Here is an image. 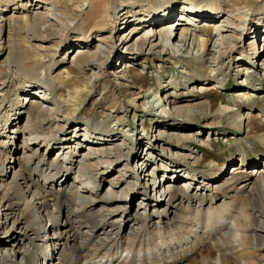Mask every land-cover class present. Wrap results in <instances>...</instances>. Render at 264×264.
I'll return each instance as SVG.
<instances>
[{"label":"bare ground","instance_id":"1","mask_svg":"<svg viewBox=\"0 0 264 264\" xmlns=\"http://www.w3.org/2000/svg\"><path fill=\"white\" fill-rule=\"evenodd\" d=\"M262 1L0 0V96L4 100L0 124L8 131L0 140V231L10 234L6 247L12 252L5 256L1 252L0 264H40L41 260L43 264L46 260L50 264H264V160L260 156L264 155V132L258 135L252 168L249 159L254 157L241 145L240 157L234 153L227 159H208L209 168L202 170L205 156L196 145L209 146L210 133L204 139V132L179 123V119L207 121L213 105L207 95L223 84L221 64L234 59L235 52L240 51L242 65L264 69V46L257 44L264 27ZM9 3L16 6L11 15ZM180 5L182 11H178ZM18 9L23 12L17 14ZM203 17L213 23L207 26L201 21L200 27L197 21ZM134 21L148 22L153 31L142 37L139 53L151 58L168 55L186 63L181 70L184 93H206V98L183 103L175 91L164 95L168 85L160 95V91L143 92L134 81L127 85L117 78L113 87L107 84L102 89L112 109L120 105L136 117L145 104L138 101L146 99V108L158 110H152L155 115L171 114L172 122L157 121L148 129L143 121L142 131L132 130L131 141L129 133L120 137L109 132L112 123L89 120L79 127L77 119L65 121L68 116L76 118L81 100L93 85L75 90V107L62 93L57 95L52 76L57 51L67 49L62 59L71 64L69 71L76 77L95 63L101 70L108 69L106 44L112 38L103 34ZM138 29L135 25L131 32ZM74 32L76 37L69 42ZM126 40H119L115 48ZM66 42L69 45L64 49ZM199 60H205L209 73L193 74L194 62ZM250 72L242 71L247 80ZM106 73L104 69L100 76ZM124 77H132L129 65ZM241 83L248 82L241 79ZM246 92L239 91L237 97L241 99ZM254 109V104L243 102L230 114L240 126L251 122ZM261 125L258 132L264 131ZM84 126L83 141L76 139L78 145L87 142L86 152L75 163L79 172L90 177V187L80 179L77 182L79 175L68 182L69 166L41 152L43 147L67 150L71 138L65 136ZM20 136L22 153L16 155ZM140 136L149 137L145 149ZM75 149L69 150L66 161L76 157ZM156 160L162 161L161 166L154 164ZM113 166L117 174L108 179L102 194L105 171ZM160 173L163 177L158 179ZM134 192H140L138 205L144 210H128ZM117 213L121 221L113 219ZM57 245L61 247L54 255L51 247ZM19 252L21 262L13 258Z\"/></svg>","mask_w":264,"mask_h":264},{"label":"rangeland","instance_id":"2","mask_svg":"<svg viewBox=\"0 0 264 264\" xmlns=\"http://www.w3.org/2000/svg\"><path fill=\"white\" fill-rule=\"evenodd\" d=\"M262 4H264V0L262 1ZM7 5H8L7 8H9V12H10L9 15H11L12 12L15 11L16 6H14V3L13 4L9 3ZM181 6L182 5L179 6L178 11H182ZM137 7L138 5H135L134 8H137ZM21 12H23L22 9H18V11L16 10L17 14H20ZM180 15L181 13L179 14L178 17L175 16V19L179 20ZM198 20H200V21H197L200 24L199 23L197 24H199L200 27L203 24H206L207 26H209L211 25V23H213V22H210L209 20L206 21L204 17ZM201 21L205 23L202 24ZM135 25L137 27H140V29H138V31L134 34L131 32V30H132V27ZM249 26L255 27L254 25H251V24ZM180 27L183 28V26H180ZM117 29L118 27L116 28L115 26L113 28L112 33L111 31H108V33L103 34V36L111 35V38H112V41L106 44L107 52H109V58L107 61L109 68L108 69L107 67L104 68L105 70H107L106 74L100 76V73L103 72L104 69L101 70L102 67L100 68L99 64L95 63L92 67L88 68L85 72L78 74V77H76L75 74L71 75L69 71V69L71 68L70 67L71 64L67 62V59H62V57L65 55V51L67 50L66 48L69 45L66 42V45L64 46V49L66 50H63V47H61L57 51L54 57L57 60V65L53 67L52 76L54 78V87H56V90H57L56 94L60 96L62 93V96L66 100L69 101L70 107H75V104L77 103L76 102L77 99L75 97V90H77V88L84 89L87 86V88L91 89L93 85L92 92H90L88 96H85L86 98L84 97L81 100L82 102L79 105V109L76 112L77 113L76 118H73L72 116H68L65 118V121H70V123H73L75 119H77L79 120V121H76L77 124H79L78 125L79 127H81L82 124H87L89 120H92V122H95V121L102 122L103 121L105 122V124L112 123L113 130L109 132L119 135L120 137H123L124 135H127V133H129L131 136L130 140L133 141L132 140V137H133L132 130L136 129V131L137 130L142 131L144 128L143 121H146V125H148V129H149V128H152L153 124L156 123L157 121L158 123H161V121L168 122V123L172 122L173 116L171 114H168V116H166L164 115V113H156L155 115V112H157L158 110L156 111L155 109H152L155 111L154 112L152 110H149V108H146L145 107L147 106L146 99L145 100L140 99L138 101L139 105H141L142 103H145V104L142 107H139L138 113H137L138 115L136 117H134L133 112L126 113L124 109L120 107V105L117 108L112 109L113 105L109 103L107 99V95L102 94V89L107 84L113 87L115 82L117 81V78L118 79L120 78L118 80L119 82H124L127 85H130L132 84L131 82L134 81L137 86L142 87L143 92H152L153 90H155V91H160V95H163L162 94L163 86L168 85V88L163 92L164 95L166 94L167 91L170 93L171 91L172 92L175 91V97H179L181 102L183 103L189 102L193 98H197L199 96H204V98H206V93H204V95H201L202 93H199L197 91H194L192 94H189V95L184 93L185 92V90H183L184 77L182 75L183 73L181 72V70L185 69L184 67H186L185 66L186 63L184 64L178 61V59H176L175 57H171L168 55L164 56L163 58H160L157 56H153L151 58V55H145L144 53L143 54L139 53L138 45L142 37H147V36L149 37L150 35L153 34L152 27L148 22L134 21L133 23H129L128 25H126L124 29H119V31H117ZM246 31L247 29L245 30V32ZM260 32H261L260 40L257 42V44H258V47L262 48L264 46V42H263L264 27L263 29L260 30ZM177 33L179 37L180 31L178 30ZM200 33H203V30ZM76 34L77 33L75 32L73 34H69L70 38L68 41L70 42V40L75 38ZM238 34L240 33L238 32ZM245 35L246 33H244L243 36ZM98 36L96 35V37ZM124 36L125 38H127L126 41L128 42L123 44L121 47L117 46L115 48L119 40L125 39L123 38ZM95 43L97 42H94L91 44L93 45ZM73 49H75V47ZM262 51L264 52V48L262 49ZM233 55H234L233 56L234 59H231L230 62H228V59H225L226 62L221 64L222 66L220 69V73H221L220 75L223 77V80H224L223 84L215 87V89L211 91L210 94L207 95L208 98H210L213 101V105L211 107V110H212L211 115L207 118V121L203 120L205 125L202 122H196L192 120L185 121V120L179 119L180 124L190 126L191 129H195L196 131L197 130L202 131V134L204 132V134L202 135L204 139H206L208 133H210V137L208 140V142L210 143L209 146L196 145L197 149L199 148L198 152H200L202 149V151L200 152V155L204 154L205 156V162L200 166V169L202 170H207L209 168V166H207L208 159H209L208 162L209 161L213 162L216 159L220 160L221 158L227 159V157L230 154L233 155L234 153L236 154V155L234 154L236 158L240 157L237 155V153H239L237 151L241 145H243L245 149H247L248 155L252 154L251 156L254 157L253 150L257 151L259 149L258 135L264 132V131H261V132L257 131V126H260V124L264 125V69L257 68V67L256 68L251 67L250 65H247V66L242 65L243 59H238L240 57V51H238L237 53L235 52ZM146 56L148 59L145 58ZM70 59H71V56H70ZM236 61L238 63H235ZM206 64L207 63L205 62V60H199V61L194 62V66H193L194 68H192L193 74L197 75V73L199 72L204 73V74L209 73L208 69H204ZM126 65L130 66L132 77H128V78L124 77V69L126 68ZM240 67L242 68V70ZM244 69L251 70L250 74H252V77L248 78V80L246 78L247 73L244 75L242 74V71ZM87 75L92 77L90 79L91 82H89L90 80L87 79ZM241 79H243L244 81H247L248 83H241ZM75 80L80 82L78 86L75 85V82H77ZM171 80H173L174 83H172ZM209 82L213 83L214 81L211 79ZM176 83L178 85L177 88H180L181 90L177 88L175 89ZM73 85L75 87H73ZM239 91H244V92L247 91L246 93L248 94H246L245 96H241L242 98L239 99L237 97ZM181 96H187V97L181 98ZM3 101L4 100L0 96V105L1 103H3ZM243 102L246 104L247 103L254 104L255 109H254V112L251 114V122H248V120H246L243 123V125L239 126V124L237 123L235 124L233 118L231 117L232 115L230 113L235 112ZM122 104L124 106L127 105V100L126 99L122 100ZM224 106H226L227 108H224ZM227 109L229 110L227 111ZM222 110L225 112H223ZM23 120L21 119V121ZM210 121H213L212 125H209L207 123ZM85 128L86 126L82 128V131L76 130V134L72 132L68 136H65V137L71 138L69 148L67 150L63 151L62 149L58 147H55V148L52 147L51 150H46L47 148L43 147L41 152L44 155H46V157L49 160L57 158L63 164H67L69 166L70 173H69L68 182H71V180L74 181V179L78 177L79 175V178H77L78 179L77 182H79V179H80L85 183V185L90 187L93 185L90 177L86 175L84 176L83 173L79 172V169H78L79 167L77 163H75V159L79 160L80 157L82 158V154L86 152L85 146L87 145V142H84L83 144H81L80 142L79 145L77 144V142L83 141L84 137H82L81 132L84 133L83 130ZM88 128L91 131H94L93 128H90V127ZM72 129H74V126H72ZM0 131L3 132V133H0V140H1V138L4 139V136H7L8 131H5L4 126H2L1 124H0ZM76 138L77 139L80 138V140L78 141ZM89 138L90 137H88V139ZM148 138L149 137H146V136H142V137L140 136V139L142 141L141 146H143L144 149L147 145V141H149ZM58 142H59L58 140H55L54 144H56L57 146L59 145ZM16 145L19 150L16 153V155H21L22 153V150H21L22 149L21 147L22 137L21 136L16 141ZM71 149L73 150L75 149L76 152L78 153H76V157H74V159L72 158L71 160V158H69V160L66 161L65 156L67 154H70L69 150ZM260 156L262 157V160H264L263 159L264 155L263 156L260 155ZM124 158L125 157H123L122 159ZM249 161H250V168H252L254 166L256 158L254 157L253 161L249 159ZM158 162L156 160L154 164L161 166L162 161L160 160ZM232 163H229L227 167L230 170L232 169L231 168ZM154 164H152V166ZM178 165L180 164H177L174 166L177 167ZM17 168L18 166L16 165V169ZM115 168L116 166H113L112 168L105 171L107 173L105 175L106 180L104 181V186L102 187V190H101L102 194L107 190L108 179L112 177L113 175L117 174L116 173L117 168L116 169ZM162 175L160 173V175L158 176V179H161ZM185 179H186L185 177H183L182 180L180 179V183H182ZM148 188L150 189L149 191L151 192V194H153L154 191H151L152 187H148ZM130 195L131 197L129 199V209L128 210L131 209L130 212H135L136 210H138V208H141V210H144L145 208L139 207L138 205L139 203L138 200L141 199L140 192L139 193L134 192V193H131ZM148 210H152V206H148ZM120 217L121 216L118 213L113 215V219H119L121 221ZM128 227L129 226H127L126 228ZM8 235L10 236V234H8L7 232L0 231V247H1L0 249H2L0 251V254L2 252V255L4 254V256L6 254H12L10 246L9 248L6 247L9 245V242H10ZM60 247H61L60 245H57L55 249L51 247L52 253L54 252V255H55V253ZM13 258L16 261L21 262V252H19L16 255H13ZM40 264H43L42 260L40 261ZM44 264H50V263L46 260Z\"/></svg>","mask_w":264,"mask_h":264}]
</instances>
